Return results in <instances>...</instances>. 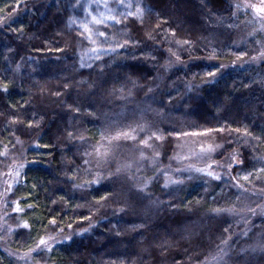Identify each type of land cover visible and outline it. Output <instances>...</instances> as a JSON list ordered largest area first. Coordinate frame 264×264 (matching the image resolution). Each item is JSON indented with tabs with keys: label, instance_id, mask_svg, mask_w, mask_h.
<instances>
[{
	"label": "trees",
	"instance_id": "16d2710c",
	"mask_svg": "<svg viewBox=\"0 0 264 264\" xmlns=\"http://www.w3.org/2000/svg\"><path fill=\"white\" fill-rule=\"evenodd\" d=\"M146 2L81 70L69 0H0V264H264V5Z\"/></svg>",
	"mask_w": 264,
	"mask_h": 264
},
{
	"label": "rangeland",
	"instance_id": "374dc122",
	"mask_svg": "<svg viewBox=\"0 0 264 264\" xmlns=\"http://www.w3.org/2000/svg\"><path fill=\"white\" fill-rule=\"evenodd\" d=\"M69 3L68 28L76 39L75 45L81 70H89L107 54L123 50L126 44L133 40L128 29L129 23L139 19L142 14L150 10L146 0H69ZM112 20L114 24L108 30L111 43L106 44L104 43V34L101 35L102 31L97 37L95 34L100 25L107 24ZM90 42H93L94 45H89ZM90 46L92 48L89 49ZM239 160L237 153L233 152L221 161L198 167L197 172L200 176L210 179H225L230 175L232 166ZM8 175L11 181L10 186L18 183L17 174L11 176L9 173ZM16 257L22 264L25 255Z\"/></svg>",
	"mask_w": 264,
	"mask_h": 264
},
{
	"label": "bare ground",
	"instance_id": "6f19581e",
	"mask_svg": "<svg viewBox=\"0 0 264 264\" xmlns=\"http://www.w3.org/2000/svg\"><path fill=\"white\" fill-rule=\"evenodd\" d=\"M112 24H114V21L112 20L111 22H108L107 24H104V25H100L98 28H97V31H96V37L99 35V33H101V31H102V33L104 34V36H103V38H104V43H106V44H110L111 43V38L109 37V35H108V30H109V27L112 25ZM109 25V26H108ZM105 26H107L106 27V29H104V30H102ZM117 28H119V27H117ZM89 45H94L93 44V42H90V43H88ZM90 48H92V46H90L89 47V49Z\"/></svg>",
	"mask_w": 264,
	"mask_h": 264
},
{
	"label": "snow or ice",
	"instance_id": "6c2138e0",
	"mask_svg": "<svg viewBox=\"0 0 264 264\" xmlns=\"http://www.w3.org/2000/svg\"><path fill=\"white\" fill-rule=\"evenodd\" d=\"M261 3H262V5H264V0H261ZM252 7H254L255 11H257L258 13H264V6H261V7L252 6ZM101 35H103V33H101ZM119 135H122V136H125V137L129 136L128 133H120ZM132 138H134V137H132ZM145 143H147V142L145 141ZM209 174H211V173H209ZM40 243L44 244L45 242L43 240H41Z\"/></svg>",
	"mask_w": 264,
	"mask_h": 264
}]
</instances>
